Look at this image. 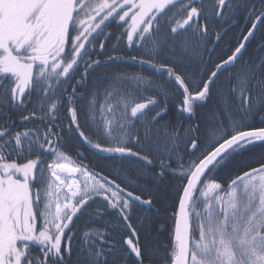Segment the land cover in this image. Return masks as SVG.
Returning <instances> with one entry per match:
<instances>
[{
    "label": "snow or ice",
    "instance_id": "obj_1",
    "mask_svg": "<svg viewBox=\"0 0 264 264\" xmlns=\"http://www.w3.org/2000/svg\"><path fill=\"white\" fill-rule=\"evenodd\" d=\"M241 15L250 28L209 68ZM260 25L264 0H0V264H264V57L242 61ZM65 133L100 172L69 161ZM177 181L169 231L153 210Z\"/></svg>",
    "mask_w": 264,
    "mask_h": 264
},
{
    "label": "trees",
    "instance_id": "obj_2",
    "mask_svg": "<svg viewBox=\"0 0 264 264\" xmlns=\"http://www.w3.org/2000/svg\"><path fill=\"white\" fill-rule=\"evenodd\" d=\"M205 3H210L211 0H204ZM250 24H251V18L245 17L243 15L238 16L235 20V23H227L225 24L223 27L225 29H227L226 34L223 35V39H221L220 41L214 42L215 46H216V51L215 52H207L204 55V61L207 62V65L209 68L212 67V64L214 61H217L219 57L225 56L226 54H228L231 50H233L235 48V46L241 42L240 41V37L244 34H246V29L250 28ZM127 26L125 25V28ZM107 31L110 32L112 34L113 37L118 36L120 34V32L123 31L122 28L119 27L118 23H109L108 27H107ZM216 32H222V29L220 27V25H217L215 28ZM114 42L113 40L110 41H105V52H112V48H111V44ZM264 43V25H260L258 30L255 32V35L253 37L252 40H250L247 44L246 50L244 52V55L242 57V61H251L253 64H256L259 62V60L264 57V51L261 50L260 45ZM212 44H209L208 47L209 49L212 48ZM98 51V50H97ZM118 52H122L125 55H135L137 53V49L136 48H132V47H126V38H122L121 43L119 45V48L117 50ZM168 55L167 53H165V55H162L160 57H157L160 60H164L165 56ZM211 57V58H210ZM93 58H99V59H106V54L105 53H99V55H95ZM122 69H125L129 72H139L145 76L151 77L153 79H156V76L154 73H152V71L150 69L144 68L141 69L140 66L136 65V64H123V63H118L117 65ZM240 65H237V67H239ZM236 71V68H231L230 69V73H234ZM228 75V74H226ZM76 79H79V75H77ZM225 77L221 78V82H224ZM73 86L74 82H73ZM66 88L68 87L67 85L65 86ZM70 90V89H69ZM82 90V88L78 87L77 88V92L79 93ZM153 93H144V95H152ZM178 100L179 98L177 96H170L169 97V104L175 106L176 104H178ZM29 108H31V105H29ZM208 111V108H201L198 111V115L203 116L204 113H206ZM177 113L173 112L170 116V119L175 120L177 118ZM12 117L13 119H16V113L15 111L12 113ZM3 117H0V120H3ZM62 126H66L68 123V117H67V113L63 114L60 117V121ZM81 124L83 126L84 121L83 118H81ZM187 122V121H186ZM203 128V126H202ZM87 134V132H86ZM65 138L66 140H68V134L65 133ZM67 156H69L71 159L75 160L78 163H82L84 165H86L89 170H95L96 172H100L101 169L99 167L96 166V157L95 155H93V151L91 149L88 148V145L83 144V142L81 140H79L77 137H75L74 135L71 136V139L68 140V142L64 145L63 149H62ZM257 151H259V149H257ZM83 153V155H80V153ZM237 171H239V169L236 168V165H229L228 169L220 171L217 175V182L219 183H224L225 181H229L231 178H233ZM104 175H108V172L105 171ZM110 179H116L117 183L121 182V177L119 176V174L113 172L112 175L109 177ZM175 184V190L172 193V198L171 201L169 202V208L167 213H161L159 211H157L156 209L153 210V214L157 217L161 216V215H166L168 217L167 220V226L169 227V231H171V227L173 225V221L171 219L172 213L174 211H176L177 209H173L171 207V202L175 201L176 199V192L179 190V182H174ZM103 201V196L101 197H97L96 198V204L99 205L101 202ZM90 204H92V201H89ZM159 208V205L157 206ZM112 217H109V219H111ZM87 223V220H81L77 222V226L81 229H83L84 224ZM165 222L163 220H161L159 222V224L157 225V227H159L160 224H164ZM169 233H164V234H160V233H154L153 235L156 237L157 240H160L164 243H166L167 241L164 239Z\"/></svg>",
    "mask_w": 264,
    "mask_h": 264
},
{
    "label": "bare ground",
    "instance_id": "obj_3",
    "mask_svg": "<svg viewBox=\"0 0 264 264\" xmlns=\"http://www.w3.org/2000/svg\"><path fill=\"white\" fill-rule=\"evenodd\" d=\"M71 162V161H70ZM73 165H74V163L73 162H71ZM74 175V177L76 178V179H78V180H80L81 181V188H83L82 187V180H81V175L79 174V173H76V174H73Z\"/></svg>",
    "mask_w": 264,
    "mask_h": 264
},
{
    "label": "rangeland",
    "instance_id": "obj_4",
    "mask_svg": "<svg viewBox=\"0 0 264 264\" xmlns=\"http://www.w3.org/2000/svg\"><path fill=\"white\" fill-rule=\"evenodd\" d=\"M69 157V156H68ZM69 161H71V162H73L74 163V165L75 164H79V163H76V162H74L70 157H69ZM80 165H82V164H80ZM83 166V165H82ZM81 180H82V187L84 186L83 185V180H84V178L81 176ZM221 195H223V193H221Z\"/></svg>",
    "mask_w": 264,
    "mask_h": 264
},
{
    "label": "water",
    "instance_id": "obj_5",
    "mask_svg": "<svg viewBox=\"0 0 264 264\" xmlns=\"http://www.w3.org/2000/svg\"><path fill=\"white\" fill-rule=\"evenodd\" d=\"M251 39H252V38H251ZM251 39H250V40H251ZM250 40H249V41H250ZM249 41H248V42H249ZM248 42L246 43V45L248 44Z\"/></svg>",
    "mask_w": 264,
    "mask_h": 264
},
{
    "label": "flooded vegetation",
    "instance_id": "obj_6",
    "mask_svg": "<svg viewBox=\"0 0 264 264\" xmlns=\"http://www.w3.org/2000/svg\"><path fill=\"white\" fill-rule=\"evenodd\" d=\"M86 47H87V45H86Z\"/></svg>",
    "mask_w": 264,
    "mask_h": 264
}]
</instances>
